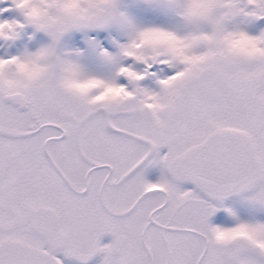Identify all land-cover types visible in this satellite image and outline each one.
<instances>
[{
    "label": "snow or ice",
    "instance_id": "1",
    "mask_svg": "<svg viewBox=\"0 0 264 264\" xmlns=\"http://www.w3.org/2000/svg\"><path fill=\"white\" fill-rule=\"evenodd\" d=\"M0 264H264V0H0Z\"/></svg>",
    "mask_w": 264,
    "mask_h": 264
}]
</instances>
